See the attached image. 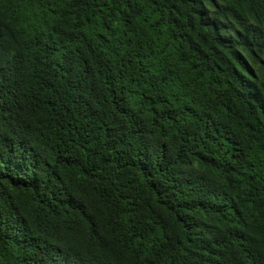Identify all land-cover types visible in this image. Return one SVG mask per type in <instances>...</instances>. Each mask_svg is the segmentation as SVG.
I'll return each instance as SVG.
<instances>
[{"label":"trees","instance_id":"16d2710c","mask_svg":"<svg viewBox=\"0 0 264 264\" xmlns=\"http://www.w3.org/2000/svg\"><path fill=\"white\" fill-rule=\"evenodd\" d=\"M0 264H264V0H0Z\"/></svg>","mask_w":264,"mask_h":264}]
</instances>
